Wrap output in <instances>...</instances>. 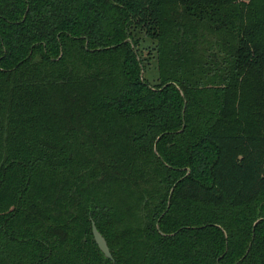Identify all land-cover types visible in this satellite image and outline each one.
<instances>
[{
	"label": "trees",
	"instance_id": "16d2710c",
	"mask_svg": "<svg viewBox=\"0 0 264 264\" xmlns=\"http://www.w3.org/2000/svg\"><path fill=\"white\" fill-rule=\"evenodd\" d=\"M0 264H264V0H0Z\"/></svg>",
	"mask_w": 264,
	"mask_h": 264
},
{
	"label": "water",
	"instance_id": "95a60500",
	"mask_svg": "<svg viewBox=\"0 0 264 264\" xmlns=\"http://www.w3.org/2000/svg\"><path fill=\"white\" fill-rule=\"evenodd\" d=\"M92 230H93L94 238H95L99 248L101 249V251L105 254L106 257L113 259V255H112V252L110 250V247L108 245L106 238L99 231L98 227L96 226V224L94 222H93Z\"/></svg>",
	"mask_w": 264,
	"mask_h": 264
},
{
	"label": "rangeland",
	"instance_id": "374dc122",
	"mask_svg": "<svg viewBox=\"0 0 264 264\" xmlns=\"http://www.w3.org/2000/svg\"><path fill=\"white\" fill-rule=\"evenodd\" d=\"M150 74H152V70H151V68H150L149 71L147 72V75H150Z\"/></svg>",
	"mask_w": 264,
	"mask_h": 264
}]
</instances>
